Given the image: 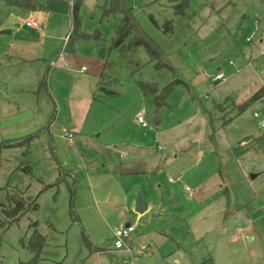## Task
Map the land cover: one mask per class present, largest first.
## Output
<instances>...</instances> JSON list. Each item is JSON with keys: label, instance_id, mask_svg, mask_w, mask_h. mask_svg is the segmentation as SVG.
I'll return each mask as SVG.
<instances>
[{"label": "rangeland", "instance_id": "1", "mask_svg": "<svg viewBox=\"0 0 264 264\" xmlns=\"http://www.w3.org/2000/svg\"><path fill=\"white\" fill-rule=\"evenodd\" d=\"M75 1L36 0L32 12L0 0V141L46 129L0 147L5 209L10 191L39 193L37 210L19 218L0 206V264L34 256L32 222L45 263L264 264V96L246 102L264 88V0H80L89 36L71 43ZM113 3L162 47L163 62L111 45L122 15L106 12ZM175 78L188 87L156 117L141 84ZM126 223L134 230L120 251L112 236Z\"/></svg>", "mask_w": 264, "mask_h": 264}, {"label": "trees", "instance_id": "2", "mask_svg": "<svg viewBox=\"0 0 264 264\" xmlns=\"http://www.w3.org/2000/svg\"><path fill=\"white\" fill-rule=\"evenodd\" d=\"M9 4H18L20 6L26 8L35 7L36 0H31V2L24 1V0H7ZM79 1L76 0L73 5H71V29L69 33V40L74 42L75 40L88 37L89 35L81 32L79 23L80 17L78 13L79 9ZM183 7V5H182ZM185 7V5H184ZM121 10V20L119 22L118 27L115 30L114 37L111 39V45L113 47H117L120 51L121 56H126L127 54L131 53V51L137 47L142 46L145 48L146 52L149 55L150 60H159L163 62V49L162 47L154 40H152L149 36L145 34L143 30L140 29L139 23L136 18L132 15L131 11L123 9L120 5H115L114 3L110 5L106 12H111L113 10ZM177 12H182V10L178 7ZM128 56V55H127ZM163 64V63H162ZM45 85L44 82H42ZM188 87L187 84L179 79L175 78L171 83L165 85L162 88H158L155 84H141L143 94H148L151 97L150 103L154 108L155 116L158 117L160 110L167 106V98L174 92H177L179 87ZM264 96V88L261 87L251 93L250 97L247 99V103L251 101L258 100L263 98ZM242 110V107H240ZM45 131V128H39L35 132L22 136L20 138L14 139H3L0 141V147L4 146H21L24 144H28L31 138L38 137L41 131ZM26 173H29L30 166H26ZM29 186L25 188H17L12 192H8L5 195V199L7 201V205L12 208L10 210H6V205L0 203L1 210L8 216L10 215V211L16 218H19L24 212L26 211H36L38 208V194L32 195L29 190ZM35 222L31 223L32 232L30 234V241H29V249L34 253V256L26 263V264H61V263H45L39 260L37 255L39 254L40 249L44 245L45 238L43 235L38 233L35 227Z\"/></svg>", "mask_w": 264, "mask_h": 264}, {"label": "built area", "instance_id": "3", "mask_svg": "<svg viewBox=\"0 0 264 264\" xmlns=\"http://www.w3.org/2000/svg\"><path fill=\"white\" fill-rule=\"evenodd\" d=\"M255 23H257L255 21ZM25 25L27 27H31V28H35V29H40L41 24L38 23L34 18L30 17L25 21ZM251 36H249L248 40L250 39ZM261 55L263 56V64H264V52L261 53ZM231 63V61L229 62ZM82 69H84V67H82ZM263 70H264V65H263ZM224 78L222 73H217L215 75L212 76V80L213 81H217V80H222ZM255 117H258L259 114L258 113H254ZM136 120L137 122L142 126V127H147L148 123L146 122L143 114H138L136 116ZM260 125L263 126L264 122L261 121ZM172 180V179H170ZM134 230V226L128 224L126 226H123L121 228H117L115 229V231L113 232V246L116 249H120L123 248L125 246V239L129 236V234ZM135 251L137 253H142L143 251H148V248L143 249V248H135Z\"/></svg>", "mask_w": 264, "mask_h": 264}, {"label": "crops", "instance_id": "4", "mask_svg": "<svg viewBox=\"0 0 264 264\" xmlns=\"http://www.w3.org/2000/svg\"><path fill=\"white\" fill-rule=\"evenodd\" d=\"M7 2H8V1H7ZM49 3H50V2H49ZM49 3H48V6H49ZM36 4H37V3H36ZM11 5H18V4H11ZM34 10H35V8L32 7V8H31V11L34 12ZM69 11L71 12V5H69ZM32 12H31V13H32ZM32 16H33V15H32ZM70 16H71V15H70ZM35 17H36V18H40V21H41V19H42L41 17H43V15L39 12V14H37ZM35 17H32V18H34L38 23H40L39 20H37ZM40 24H41V23H40ZM28 28H30V29H35V28H31V27H28ZM35 30H36V31H40V30H41V26H40V29H35ZM66 37H68V36H65V38H66ZM81 69H82V68H81ZM214 82H216V81H214ZM17 111H18V110H15V108H14L12 114L17 113ZM39 128H41V125H40L38 128L34 129L33 131L28 132V133H25V134H22V135H20V136H17V137H10V138H1V139L3 140V139H14V138H20V137H22V136H25V135L30 134V133H32V132H35V131L38 130ZM169 181H170V182H173L174 180H170V179H169ZM226 191H227V189H224V191H223V192H224V193H223L224 195L227 193ZM126 224H128V223H126ZM112 237H113V236H112ZM125 245H126V244H125ZM113 247H114V246H113ZM115 249H116V248H115ZM124 249H126V248H120V249H117V250L123 251ZM126 250H127V249H126ZM124 251H125V250H124ZM135 252H136V251H135ZM143 252H144V251H143ZM143 252H142V253H143ZM136 253H137V252H136ZM142 253H137V254H142ZM124 262H125V261H124ZM125 263H126V262H125Z\"/></svg>", "mask_w": 264, "mask_h": 264}, {"label": "water", "instance_id": "5", "mask_svg": "<svg viewBox=\"0 0 264 264\" xmlns=\"http://www.w3.org/2000/svg\"><path fill=\"white\" fill-rule=\"evenodd\" d=\"M146 208H147V202L143 199V195L140 192H138L135 198V211L138 213H142L146 210ZM126 225L128 224H125V226Z\"/></svg>", "mask_w": 264, "mask_h": 264}]
</instances>
